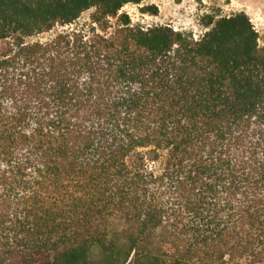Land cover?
<instances>
[{
	"label": "trees",
	"instance_id": "16d2710c",
	"mask_svg": "<svg viewBox=\"0 0 264 264\" xmlns=\"http://www.w3.org/2000/svg\"><path fill=\"white\" fill-rule=\"evenodd\" d=\"M142 1L0 0V264H264L259 33Z\"/></svg>",
	"mask_w": 264,
	"mask_h": 264
},
{
	"label": "rangeland",
	"instance_id": "374dc122",
	"mask_svg": "<svg viewBox=\"0 0 264 264\" xmlns=\"http://www.w3.org/2000/svg\"><path fill=\"white\" fill-rule=\"evenodd\" d=\"M151 7H156L157 11H152ZM92 11L86 10L77 22H88ZM240 11L249 15L259 33V44L264 47V0H143L121 9L130 15L133 24L172 25L195 37L210 29L220 17ZM210 18L214 21L212 24H208ZM112 23L116 24V18Z\"/></svg>",
	"mask_w": 264,
	"mask_h": 264
},
{
	"label": "built area",
	"instance_id": "2783aa9c",
	"mask_svg": "<svg viewBox=\"0 0 264 264\" xmlns=\"http://www.w3.org/2000/svg\"><path fill=\"white\" fill-rule=\"evenodd\" d=\"M176 30L178 29V28H176V27H174ZM207 31V30H206ZM205 31V32H206ZM205 32H203L201 35H203ZM201 35H199L198 37H200ZM193 37H195V36H193ZM198 37H195V38H198Z\"/></svg>",
	"mask_w": 264,
	"mask_h": 264
}]
</instances>
